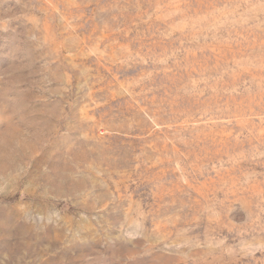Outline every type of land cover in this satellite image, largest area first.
Masks as SVG:
<instances>
[{
	"label": "rangeland",
	"instance_id": "374dc122",
	"mask_svg": "<svg viewBox=\"0 0 264 264\" xmlns=\"http://www.w3.org/2000/svg\"><path fill=\"white\" fill-rule=\"evenodd\" d=\"M0 264H264V0H0Z\"/></svg>",
	"mask_w": 264,
	"mask_h": 264
}]
</instances>
